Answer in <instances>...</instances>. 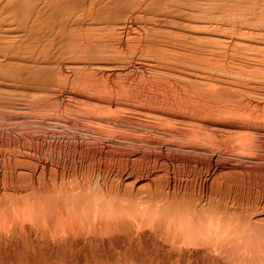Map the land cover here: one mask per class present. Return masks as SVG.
<instances>
[{
    "label": "bare ground",
    "instance_id": "6f19581e",
    "mask_svg": "<svg viewBox=\"0 0 264 264\" xmlns=\"http://www.w3.org/2000/svg\"><path fill=\"white\" fill-rule=\"evenodd\" d=\"M0 264H264V0H0Z\"/></svg>",
    "mask_w": 264,
    "mask_h": 264
},
{
    "label": "rangeland",
    "instance_id": "374dc122",
    "mask_svg": "<svg viewBox=\"0 0 264 264\" xmlns=\"http://www.w3.org/2000/svg\"><path fill=\"white\" fill-rule=\"evenodd\" d=\"M126 242H127V241H126ZM126 242H124V245H125L124 247H125V248L128 247V246H127L128 243L126 244ZM128 245H129V244H128ZM149 248H150V249H149ZM144 250H145V252H146V250H147V252H149L148 250H150L151 252H153V251H152V250H153V247H152V246H150V247H148V248L144 247L143 252H144Z\"/></svg>",
    "mask_w": 264,
    "mask_h": 264
}]
</instances>
